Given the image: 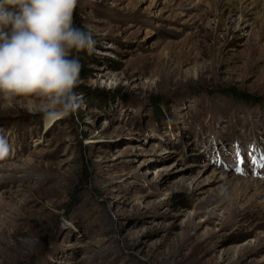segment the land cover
<instances>
[{
	"label": "rangeland",
	"instance_id": "rangeland-1",
	"mask_svg": "<svg viewBox=\"0 0 264 264\" xmlns=\"http://www.w3.org/2000/svg\"><path fill=\"white\" fill-rule=\"evenodd\" d=\"M76 17L72 110L0 97V264H264V0Z\"/></svg>",
	"mask_w": 264,
	"mask_h": 264
},
{
	"label": "clouds",
	"instance_id": "clouds-1",
	"mask_svg": "<svg viewBox=\"0 0 264 264\" xmlns=\"http://www.w3.org/2000/svg\"><path fill=\"white\" fill-rule=\"evenodd\" d=\"M77 0H0V97L39 94L65 114L74 107L80 72L73 52L95 40L75 26ZM0 150H6L0 138Z\"/></svg>",
	"mask_w": 264,
	"mask_h": 264
},
{
	"label": "trees",
	"instance_id": "trees-1",
	"mask_svg": "<svg viewBox=\"0 0 264 264\" xmlns=\"http://www.w3.org/2000/svg\"><path fill=\"white\" fill-rule=\"evenodd\" d=\"M76 22L78 24L77 27H79L80 25H79V18L78 17H76ZM73 55L78 56L79 62H80V65H81L80 72H79V75H78V77H79L85 72L86 69L84 68V62L90 58V55L86 52V50L85 51H80L78 53L74 51ZM225 93H227V95H230L231 97L236 96L237 98H239L241 100L246 99V96L244 94H242V93H238L237 94L235 90H232L231 93H230V90H228V91L225 90Z\"/></svg>",
	"mask_w": 264,
	"mask_h": 264
},
{
	"label": "snow or ice",
	"instance_id": "snow-or-ice-1",
	"mask_svg": "<svg viewBox=\"0 0 264 264\" xmlns=\"http://www.w3.org/2000/svg\"><path fill=\"white\" fill-rule=\"evenodd\" d=\"M238 157H239V154H238ZM240 159V161H241V163H242V158H239ZM238 171H242V169H237Z\"/></svg>",
	"mask_w": 264,
	"mask_h": 264
}]
</instances>
